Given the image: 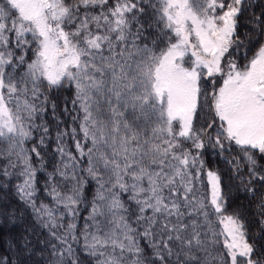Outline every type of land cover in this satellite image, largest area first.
Listing matches in <instances>:
<instances>
[{
  "label": "snow or ice",
  "instance_id": "obj_1",
  "mask_svg": "<svg viewBox=\"0 0 264 264\" xmlns=\"http://www.w3.org/2000/svg\"><path fill=\"white\" fill-rule=\"evenodd\" d=\"M250 10L0 0V220H33L0 264H264V11L248 47Z\"/></svg>",
  "mask_w": 264,
  "mask_h": 264
},
{
  "label": "trees",
  "instance_id": "obj_2",
  "mask_svg": "<svg viewBox=\"0 0 264 264\" xmlns=\"http://www.w3.org/2000/svg\"><path fill=\"white\" fill-rule=\"evenodd\" d=\"M249 4L251 6V10L248 13V16L241 22L239 29H240V33H241V39L244 40V43L248 47H251L252 45L248 43V40L244 39V33L248 32V30L252 27V24L250 23L252 15L255 14V15L259 16L261 14V12L264 11V0H249ZM249 38L253 41V43L255 42L256 38L253 37L251 35V33H249ZM243 52H244V49H241L240 52L236 53V56L238 59H241ZM241 62H242V60H241ZM62 99H63V97H62ZM57 115L59 116V113ZM61 118L65 121L68 120L67 116H63ZM56 119H57V117H54L50 114H46V116H45V121L48 122L50 131H51L52 137H53L52 140L48 141L49 148L46 150V156H45L46 160L52 159V153L55 150L54 136H55V121H56ZM69 143H71V142H69ZM211 159L213 161H217L220 168L227 167L224 163L223 158H218L215 155V153H213L211 155ZM46 167H47V170L49 172L52 171L51 167H49L48 165H46ZM39 175L41 176L40 184H41V186H43L44 173H40ZM257 192H264V188L257 186ZM233 195H235V189L233 190ZM12 202H13V204L18 203V201H15V200ZM45 202H47V201H45ZM237 202L238 203H245V204L247 203V201H237ZM253 211H254V208H253ZM86 215H87V212L84 211L82 213V216H86ZM32 223H33V220L31 218L30 214L23 215L19 221H16L14 223L5 224L2 220H0V252L11 255V253L9 252V249H8L9 239H12L14 237L19 236V234L24 231V228L25 227L30 228ZM254 232L257 233L255 235V239L257 240L258 244L264 243V241H262L260 239V235L258 234L259 230L254 229Z\"/></svg>",
  "mask_w": 264,
  "mask_h": 264
}]
</instances>
